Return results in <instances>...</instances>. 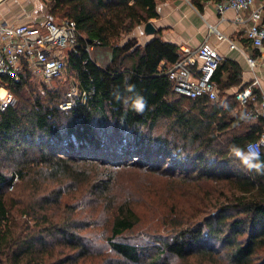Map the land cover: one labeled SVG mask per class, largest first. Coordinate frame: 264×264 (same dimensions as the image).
<instances>
[{"label": "trees", "instance_id": "trees-1", "mask_svg": "<svg viewBox=\"0 0 264 264\" xmlns=\"http://www.w3.org/2000/svg\"><path fill=\"white\" fill-rule=\"evenodd\" d=\"M51 1V13L81 34L67 74L94 92L62 109L66 84L40 91L27 71L20 81L2 77L16 102L0 109V264H264V176L230 151L264 130V118L247 115L249 105L229 92L247 85L240 64H218L217 100L187 97L164 74L179 45L157 35L119 43L157 15L156 0ZM88 44L110 49L105 66ZM114 91L143 96L146 110L126 109ZM126 169L167 180L163 230L142 225L134 191L120 181ZM173 183L193 186L195 205L183 208ZM102 220L108 234L95 230Z\"/></svg>", "mask_w": 264, "mask_h": 264}, {"label": "built area", "instance_id": "built-area-1", "mask_svg": "<svg viewBox=\"0 0 264 264\" xmlns=\"http://www.w3.org/2000/svg\"><path fill=\"white\" fill-rule=\"evenodd\" d=\"M2 1L5 0H0V3ZM216 7L219 14L228 9L234 11L233 22L242 27L244 36L252 47L259 51L258 55L242 51L249 69L253 71L256 67L264 66V0H222L217 2ZM79 37L81 34L75 21L69 18L59 21L46 18L37 25L0 21V82L2 77L20 81L24 71L45 86H50L57 79H63L67 74V53L74 49ZM216 38L218 41L227 40L230 49L235 47V44L219 31H216ZM179 47V57L164 72L174 90L191 98L207 96L210 100H217L218 88L212 75L223 60L222 55L204 43L196 48L186 45ZM92 48L93 45L85 46L89 53ZM78 85L79 95L75 100L62 102L60 108H69L77 99L86 101L92 96L93 88L81 87L79 80ZM258 85L259 79L253 76L250 83L235 91V99L243 107L249 105L247 115L264 118V96L258 98L254 91ZM15 102L14 94L0 83V109L4 110ZM249 146L261 151L264 146V130L257 139L247 143L246 149ZM16 179L15 176L14 181ZM9 187L12 188L13 185Z\"/></svg>", "mask_w": 264, "mask_h": 264}, {"label": "crops", "instance_id": "crops-1", "mask_svg": "<svg viewBox=\"0 0 264 264\" xmlns=\"http://www.w3.org/2000/svg\"><path fill=\"white\" fill-rule=\"evenodd\" d=\"M195 0H156L155 17L150 22L154 32L147 33L145 25H138L130 37H136L138 43L144 44L155 35L167 42L177 45H186L196 48L204 43L208 47L215 48L223 59H234L242 68V83L248 84L253 76L259 79V85L254 88L257 97L264 96V66L256 67L251 71L244 59L242 51L247 54L258 55L259 51L254 49L244 36L241 26L233 22L234 11L226 10L223 14L217 12L216 4L222 0H196L201 9L195 5ZM35 3V2H34ZM30 0H5L0 3V21H11L15 23L25 22L32 25L40 24L44 19H37L36 10L31 13ZM216 31L225 35L235 44L233 49L229 48L227 40L218 41ZM238 87L231 88L230 93L235 92Z\"/></svg>", "mask_w": 264, "mask_h": 264}, {"label": "rangeland", "instance_id": "rangeland-1", "mask_svg": "<svg viewBox=\"0 0 264 264\" xmlns=\"http://www.w3.org/2000/svg\"><path fill=\"white\" fill-rule=\"evenodd\" d=\"M35 2V3H34ZM52 1L51 0H30V9L32 15H34L33 10H36V18L42 19V18H52L56 21H59L63 19L64 17H59L57 14H52ZM11 22V21H10ZM132 33V32H131ZM130 34L122 37V39L119 41V43H123L128 37H130ZM136 38V37H135ZM138 40V39H137ZM90 56L93 58V60L96 62L99 66H105L110 58H111V51L108 47L97 45L94 46L90 50ZM130 58H128L125 61V65L131 64ZM59 84H66L67 86V92L65 94L66 100L74 99L79 95L80 87L78 85V79L74 77V75H68L59 80L53 82L50 86H46L49 88L54 87L55 85ZM36 88H38L40 91L43 90L44 85L39 83L36 80ZM219 97V94H218ZM73 100V101H74ZM122 174V175H121ZM120 175V181L121 184L125 187L129 186L130 190L133 192L134 201L136 202V207L141 215L142 225L143 226H154L159 228L160 230H163V217L165 215L164 211L166 209V206L169 201L168 192L164 190L162 194L160 193L161 188H166V182L167 180L165 177L160 178L158 175H151L148 173H145L141 170H129L126 169L124 173H121ZM174 188H180L179 190L175 191L174 189V195L178 199V203L183 208H189L192 205H195L196 203V197H195V189L193 186L191 187V190L187 189V185L185 183H173ZM82 211V210H81ZM85 215L89 213V215H92L91 211L85 210L83 211V214ZM164 213V214H163ZM92 217V216H90ZM105 216L101 217L104 218ZM161 220V222H160ZM105 223L104 221H100V228H95L97 232L104 231L105 229ZM136 231V230H135ZM107 233V232H106ZM108 234V233H107ZM93 243L98 246V239L95 236ZM101 246V245H100ZM108 256H112L110 254H105ZM94 261V260H93ZM89 264V263H86Z\"/></svg>", "mask_w": 264, "mask_h": 264}, {"label": "clouds", "instance_id": "clouds-1", "mask_svg": "<svg viewBox=\"0 0 264 264\" xmlns=\"http://www.w3.org/2000/svg\"><path fill=\"white\" fill-rule=\"evenodd\" d=\"M125 91L127 93H133L135 91V86L132 84H126ZM112 95L115 100L122 101L126 109H128L130 105L131 111H134L136 114H143L146 110L147 101L139 94H136L134 99L131 97H122L119 91H114ZM230 151L246 170L264 176V159H261V153L258 150H254L251 146L245 149L233 145L231 146Z\"/></svg>", "mask_w": 264, "mask_h": 264}, {"label": "water", "instance_id": "water-1", "mask_svg": "<svg viewBox=\"0 0 264 264\" xmlns=\"http://www.w3.org/2000/svg\"><path fill=\"white\" fill-rule=\"evenodd\" d=\"M145 31L147 33L154 32V27H153V25L150 22H147L146 23V25H145Z\"/></svg>", "mask_w": 264, "mask_h": 264}]
</instances>
